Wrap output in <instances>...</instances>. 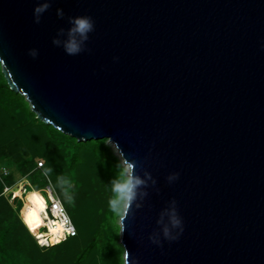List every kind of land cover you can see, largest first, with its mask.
Wrapping results in <instances>:
<instances>
[{
  "label": "water",
  "instance_id": "water-1",
  "mask_svg": "<svg viewBox=\"0 0 264 264\" xmlns=\"http://www.w3.org/2000/svg\"><path fill=\"white\" fill-rule=\"evenodd\" d=\"M40 2L0 0L1 70L39 120L134 164L124 264H264V0H50L36 23ZM78 15L95 29L67 55Z\"/></svg>",
  "mask_w": 264,
  "mask_h": 264
},
{
  "label": "rangeland",
  "instance_id": "rangeland-1",
  "mask_svg": "<svg viewBox=\"0 0 264 264\" xmlns=\"http://www.w3.org/2000/svg\"><path fill=\"white\" fill-rule=\"evenodd\" d=\"M5 80V77L2 76L0 72V168L10 170L13 174V181L16 182L22 179L25 174L31 172L35 168L36 163L42 158L46 161L47 166L53 169L49 175L54 185L57 186V178L59 176L65 177L67 167L64 165V167H61L63 168L62 170H58L61 168H58L57 166L59 165L56 166L52 161L57 163V161L60 160L64 161L65 158L68 159V152L63 151L59 145L53 143L54 141L52 140L54 136L51 133L45 134V129L40 124L41 121L35 120V118H37V116L35 117V112L32 111L31 107L30 110L23 104V95L9 90V86ZM24 100L27 101L25 96ZM14 109L15 112H13ZM10 117L12 121L16 122L18 120L19 126H13L14 124L9 122ZM27 122L30 125L27 124ZM34 125L38 127H34ZM105 145L109 146L111 153L116 158V162L112 161L108 164L104 161L103 164V162L100 163L97 160V157L90 155L91 158H89L88 161L91 162V166L89 168L98 170V172L102 174V179L104 177L102 181L104 182L102 183L103 186L101 188L95 187L97 186V182L91 181L85 174L82 180L85 182V187L88 189H82L77 193L79 196H77L78 201H75V215L73 214L74 216H71L72 214H70L74 224L81 228L79 245L83 244V246H85L89 244L94 237L96 238L97 244L78 264L125 263V250L121 243V233L117 222L118 218L109 210L108 200L112 195L111 181L119 176L126 163L124 158L120 156V152L114 142L107 139ZM74 156L76 157V161H78V153L76 151H74ZM71 165H76L72 159ZM85 171L87 172L88 170ZM74 173V175L77 176V172ZM29 180L34 187L31 189H39L44 187L47 183L41 170H36V173H31L29 175ZM100 181L97 184L101 186ZM72 184L74 186V183ZM58 188L57 186L56 189L58 190ZM20 207L21 201H18L17 205L13 207L16 214L19 213ZM5 215H7V209L5 207H0V217H4ZM5 230L6 229H3L2 233L5 235L8 233L7 235L10 240V242L5 241L7 250L9 248L12 249L11 246L14 245L13 242H16V240L19 241L20 245L29 244L30 240H32L31 238L30 240L29 238L27 239V235H24V238L22 237L23 234L16 235L14 230L10 232ZM10 235H12V238H10ZM71 242L72 243L66 245L61 252H54L51 255L44 253L47 254L46 258L53 260V264H63V262H61L62 259L64 262L70 260V264H74L76 261V257H74L76 241ZM30 244L31 253L28 252L26 248L22 249L20 247L19 249L22 252L24 251L25 254H32L36 258L40 253L31 242ZM39 249L43 254L45 250ZM8 252L9 254L6 257L7 264H28L26 261V263L21 261V258L18 256H12V251Z\"/></svg>",
  "mask_w": 264,
  "mask_h": 264
},
{
  "label": "trees",
  "instance_id": "trees-1",
  "mask_svg": "<svg viewBox=\"0 0 264 264\" xmlns=\"http://www.w3.org/2000/svg\"><path fill=\"white\" fill-rule=\"evenodd\" d=\"M0 72L2 73L1 64H0ZM2 76H4L3 73H2ZM6 83H7V81H6ZM8 89L13 91L10 87H8ZM22 102L24 105H26L30 109V105H29L28 101L24 100V96H22ZM21 109H22V107H21ZM13 112H15V109ZM36 116L37 115L35 113V117ZM35 120L38 121L39 119L35 118ZM39 121H41V120H39ZM9 122H11V124H14L13 126H16V127L19 126L18 120L16 122L12 121L11 117L9 119ZM28 122H27V124H29ZM40 124L45 129V134L51 133L54 136V139L52 140V141H54L53 143H56L57 145H59L60 148L63 149V151L68 152V155H69L68 159L65 158L64 161H62V160L57 161L56 160L58 164L55 163L54 161H52V162L56 166L59 165V166H57L58 168L64 167V165H65L67 167L66 172H65V177L70 179L72 181V183H74V186L70 190L71 194L73 196V199H74V203L72 205H69L65 200H63L64 199L63 194L60 191V189L58 188V192H59L60 196L63 197L62 201H63L64 205L66 206L67 210L69 211V214H72L71 216H74L75 215L74 207H76L75 201H78L77 196H79V195H77V193L80 192L82 189L87 188V187H85L86 185H85V182L82 180L83 179L82 177L86 174L87 177L90 178L91 181H95V183L96 182L99 183V181L101 179V181H100L101 186L96 183L97 186H95V187L101 188L103 186L102 183H104V182H102L104 180V177L102 179V174L99 173L98 170H94V169L89 168L91 166V162L88 161V159L91 158L90 155L97 157V160L100 163L103 162V164H104V161L108 164H110V162H112V161L116 162L115 161L116 158L111 153L109 146L105 145L107 139H99V140L94 139V140H90V141H78L75 137L70 136L68 134H64L63 132L56 129L52 125H48V124L44 123L43 121H41ZM34 127H38V126L34 125ZM81 147H84V148H81ZM74 151H76L78 153V161H76V157H75L76 155L74 156ZM71 159L73 162L76 163V165H71ZM40 160H43V159L41 158ZM43 161L45 162L44 168H49L47 166L46 161L45 160H43ZM61 161H62V164H61ZM36 166H37V163H36ZM36 166H35V168H36ZM62 169L63 168L58 169V170H62ZM85 170H88V171L86 172ZM74 172H77V176L74 175L75 174ZM28 173H30V172H28ZM32 173H36V170ZM13 180H14L13 174L11 173V175L6 178V182L11 185V184L15 183V181H13ZM3 191H4V183L0 180V207H5L7 209V215H5L4 217H0V264H7L6 257L9 254L8 251H12V256H14V257L18 256L19 258H21V261H23L24 263L28 262V264H53L54 263L53 260H51L50 258L49 259L46 258L47 254H44V253H48L49 255H51L54 252H58V251L61 252V250H63V248L66 245L72 243L71 241H76V243H75L76 247L74 250L75 251L74 257H76V261L74 262V264H78L85 257V255H87L92 249H94L96 247L97 244H96V240H95L96 238L95 237L91 240V242L89 244H86L85 246H83V244L79 245V240L81 239L80 238V233H81L80 226L77 227V229H78V235L77 236L70 238V239H67L66 241H63V242H61L55 246L44 247V248L40 247L39 244L37 243V241L35 240V238L32 236V234L27 230V228L23 224V222L19 216V213L16 214V212L13 210V207H15V205L11 204L9 199L6 198L2 194ZM3 229H6L5 231H7V232L14 230L16 232V235L17 234H21V235L23 234L22 235L23 238H24V235L25 236L27 235L26 236L27 239L28 238H29V240H30V238L32 239V240H30V242L36 247V249L40 253V255L35 258L32 254H28V253L25 254V252L24 251L22 252L19 248L20 247L22 249L26 248L27 251L30 252L31 251L30 242H29V244H26V245L25 244L20 245L19 241H17V240H16V242H13L14 245L11 246L12 249L9 248L7 250V247L5 246V243H6L5 241L10 242V240L8 238L9 236L7 235L8 233H6V235L2 233ZM11 236L12 235H10V238H12ZM39 248L45 250V251H43V254ZM61 262H63V264H70V260H67L66 262H64V260L62 259Z\"/></svg>",
  "mask_w": 264,
  "mask_h": 264
},
{
  "label": "clouds",
  "instance_id": "clouds-1",
  "mask_svg": "<svg viewBox=\"0 0 264 264\" xmlns=\"http://www.w3.org/2000/svg\"><path fill=\"white\" fill-rule=\"evenodd\" d=\"M50 0H41L40 3L36 4L33 9L34 21L39 23L41 16L50 8ZM57 16L63 17V9H57ZM69 28L68 37L64 42V51L67 55H78L83 49L82 45L88 40L89 33L95 29V21L91 16L88 15H78L69 17ZM53 44L59 45L60 41L53 39ZM264 48V44L261 45ZM35 49L29 50V55L35 58L37 56ZM43 168V164L40 165ZM134 164L128 162L123 167L119 176L111 181V197L108 200L109 210L118 218V226L120 228V233L124 231L123 223L120 221L125 217L127 210L131 207V203L136 194V188L142 181L138 178H134L132 170ZM53 171L52 168H44L43 175L48 177ZM179 173H174L170 179L178 178ZM57 186L61 189L64 200L72 205L74 203L73 196L71 194V189L73 187L72 181L64 176H59L57 178ZM28 204L25 205V209L22 210L23 222L29 228L30 231H35L39 228H47L48 232L42 233V236H48L51 238L52 242L59 243L60 238L64 236L65 233L75 235L74 227L71 224L70 219L63 215L62 213H56L57 219L51 220L49 223H45L44 220L47 219L45 215L44 219L41 218V212H44L47 208V202L44 197L37 191L33 190L27 196ZM56 207H59L58 205ZM62 217V218H61ZM170 224L174 228L180 229V234L183 232V220L174 210L170 213ZM164 236L169 240L178 239L179 235L172 236L169 229H164ZM153 243L159 244V241L153 239ZM41 245L48 243L46 239H39Z\"/></svg>",
  "mask_w": 264,
  "mask_h": 264
},
{
  "label": "built area",
  "instance_id": "built-area-1",
  "mask_svg": "<svg viewBox=\"0 0 264 264\" xmlns=\"http://www.w3.org/2000/svg\"><path fill=\"white\" fill-rule=\"evenodd\" d=\"M41 164H43V168L40 166ZM44 166H45V162L43 160H39L37 162L36 168L33 171L25 174V176L22 179L16 181L15 183H13L11 185L6 182V178L11 175V171L7 170V169L0 168V180L4 183V191L2 194L6 198H8L10 203L13 205H16L18 201H21V208L19 211V216L23 222L22 210L25 209V205L28 203V201H27L28 194L30 192H32L33 190H35V191L38 190L39 192H41L42 196L44 197L45 201L47 202V208L44 212H42L44 217H45V215L47 216V219H45V221L48 223L53 219H57V216L53 214L55 211L58 214L62 213L63 215H66L70 219L71 224L74 227L75 235L65 233L64 236L60 238L59 243H61L63 241H66L67 239H70V238L77 236L78 235V229H77V226L74 224L66 206L64 205L62 198H61L58 190L56 189L50 175L48 177L44 176L46 181H47V183L44 187H41L39 189H31L34 187H33L32 182L29 180V175L32 172H34L35 170H41L43 173ZM57 205L59 207H56ZM23 224L25 225L24 222H23ZM25 227L32 234V236L35 238V240L37 241V243L39 244L40 247L44 248V247L53 246L52 243H50L49 241L45 245H41L39 243V239H46V240L49 239L48 236L40 235L42 233L48 232L47 228H39L36 231H30L26 225H25Z\"/></svg>",
  "mask_w": 264,
  "mask_h": 264
},
{
  "label": "bare ground",
  "instance_id": "bare-ground-1",
  "mask_svg": "<svg viewBox=\"0 0 264 264\" xmlns=\"http://www.w3.org/2000/svg\"><path fill=\"white\" fill-rule=\"evenodd\" d=\"M116 147H117V146H116ZM117 148H118V147H117ZM118 150H119V149H118ZM119 152H120V151H119ZM120 156L123 157V155H122L121 153H120ZM123 158H124V157H123ZM124 161H125V160H124ZM126 164H127V163H126ZM37 192H39V191L37 190ZM30 193H31V192H30ZM39 193L41 194V192H39ZM41 195H42V194H41ZM27 204H28V203H27ZM41 218L44 219V216H43L42 212H41ZM44 222L47 223L45 220H44ZM48 223H49V222H48ZM37 229H39V227H38ZM37 229H36V230H37ZM36 230H35V231H36ZM47 241H49L50 243H52L53 246L59 244V243H54V242H52V240H51L50 237H49V239H48Z\"/></svg>",
  "mask_w": 264,
  "mask_h": 264
}]
</instances>
